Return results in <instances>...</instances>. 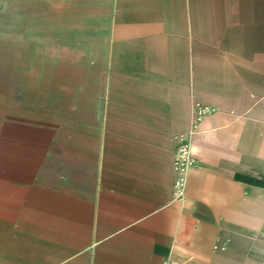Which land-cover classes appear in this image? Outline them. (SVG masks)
Instances as JSON below:
<instances>
[{
    "label": "crops",
    "instance_id": "1",
    "mask_svg": "<svg viewBox=\"0 0 264 264\" xmlns=\"http://www.w3.org/2000/svg\"><path fill=\"white\" fill-rule=\"evenodd\" d=\"M210 5L182 60L121 65L150 108L116 110L97 188L42 192L39 210L65 215L33 260L4 248L1 264H264V0Z\"/></svg>",
    "mask_w": 264,
    "mask_h": 264
},
{
    "label": "rangeland",
    "instance_id": "2",
    "mask_svg": "<svg viewBox=\"0 0 264 264\" xmlns=\"http://www.w3.org/2000/svg\"><path fill=\"white\" fill-rule=\"evenodd\" d=\"M210 8V0H0V264L22 249L33 260L36 237L52 236L58 216L39 210L42 192L97 188L116 110L150 108L130 75L118 80L121 65L182 60L185 36L209 38Z\"/></svg>",
    "mask_w": 264,
    "mask_h": 264
},
{
    "label": "built area",
    "instance_id": "3",
    "mask_svg": "<svg viewBox=\"0 0 264 264\" xmlns=\"http://www.w3.org/2000/svg\"><path fill=\"white\" fill-rule=\"evenodd\" d=\"M205 108H198V113L202 112ZM182 150L185 151L184 156L178 159V164H177V168L179 171V176L178 178L175 180V187H176V192L178 194H181L183 192V186H184V176L183 174L188 170V167L192 164L193 160L192 157L189 153V150L187 148H182Z\"/></svg>",
    "mask_w": 264,
    "mask_h": 264
},
{
    "label": "bare ground",
    "instance_id": "4",
    "mask_svg": "<svg viewBox=\"0 0 264 264\" xmlns=\"http://www.w3.org/2000/svg\"><path fill=\"white\" fill-rule=\"evenodd\" d=\"M184 154H185V151L181 150V152H180L181 157L184 156Z\"/></svg>",
    "mask_w": 264,
    "mask_h": 264
}]
</instances>
